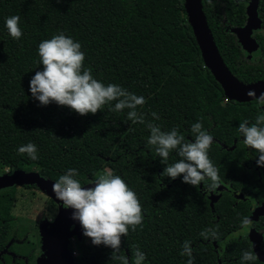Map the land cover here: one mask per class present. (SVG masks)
I'll list each match as a JSON object with an SVG mask.
<instances>
[{
    "label": "trees",
    "instance_id": "16d2710c",
    "mask_svg": "<svg viewBox=\"0 0 264 264\" xmlns=\"http://www.w3.org/2000/svg\"><path fill=\"white\" fill-rule=\"evenodd\" d=\"M234 2L201 0L227 68L243 83L256 82L264 76L260 70L264 66L259 65L264 64V35L255 34L262 41V57L253 62L236 33L222 27L224 19L231 26L236 22L237 16L230 13ZM13 14L20 17L19 39L3 27L4 17ZM58 31L81 42L83 64L97 79L144 96L137 111L144 112L146 121L156 111L160 119L155 123L164 129L179 125L190 139L189 125L200 120L214 137L208 155L218 168L219 183H231L250 198L264 199L263 187L242 185L257 180L244 165L245 152L252 149L237 131L239 122H254L259 111L245 102L225 100L201 57L183 0H0V174L5 169L37 171L53 181L67 167H75L85 183L108 169L135 191L143 227L121 234L118 253L103 244L75 243L71 248L78 251V264H120L112 258L117 255L133 264L136 247L146 253L142 264H186L187 257L179 254L185 239L191 241L193 264H217V258L221 264H240L241 250L250 245L228 230L247 216V201L234 204L230 192L223 191L211 209L207 191H202L209 180L200 184V190L199 185L182 182L179 175L160 176L165 165L146 143L148 129L128 120L127 109L114 112L104 105L81 115L54 102L39 105L31 96L28 81L41 67L36 45ZM28 141L36 144L38 160L16 152ZM175 159L170 153L169 162ZM15 201L12 188L0 191L1 244L9 235ZM217 225L215 240L199 236L206 226ZM254 264L260 263L256 259Z\"/></svg>",
    "mask_w": 264,
    "mask_h": 264
},
{
    "label": "clouds",
    "instance_id": "9594fccd",
    "mask_svg": "<svg viewBox=\"0 0 264 264\" xmlns=\"http://www.w3.org/2000/svg\"><path fill=\"white\" fill-rule=\"evenodd\" d=\"M19 21L20 17L15 14L4 17L3 27L13 39L22 35ZM36 52L39 57L37 65L41 67L31 75L28 91L39 105L54 102L81 115L95 113L104 105L114 112L127 109L128 120L144 124L148 129L146 143L153 147L160 162L165 165L160 176L173 179L179 175L182 182L193 186L207 179L210 181L208 189L217 187L218 168L208 155L214 137L200 120L189 125L190 139L178 130L179 125L164 129L155 123L160 119L156 111L150 113L153 119L146 121L144 112L137 111V106L145 103L144 96L129 91L119 83H105L97 79L91 68L83 64L85 53L81 42L63 31L40 40ZM246 95L254 96L257 103L264 106V91L257 96L254 89H248ZM237 131L243 144L254 150L255 164L264 167V108H260L254 122H239ZM140 151L144 152L143 149ZM16 152L25 154L32 161L39 159L37 146L32 141L18 145ZM172 152L177 159L169 162ZM83 184L89 186L82 187ZM51 190L63 207L72 209L71 218L78 222L82 235L90 238L93 245L103 244L118 253L121 234L127 236L130 228L143 227L144 217L135 191L112 170L91 175L85 183H81L78 169L67 167L53 180ZM45 215L48 220L53 219ZM240 223L248 224L249 218L242 216ZM217 228L218 225L206 226L199 236L215 240L218 237ZM192 251L191 241L183 240L179 254L187 257L186 264H193ZM145 257L146 253L136 247L133 264H142ZM112 258L119 260L120 264H129L124 255ZM256 259L257 255L250 248L241 250L240 264H254Z\"/></svg>",
    "mask_w": 264,
    "mask_h": 264
},
{
    "label": "flooded vegetation",
    "instance_id": "af4514ba",
    "mask_svg": "<svg viewBox=\"0 0 264 264\" xmlns=\"http://www.w3.org/2000/svg\"><path fill=\"white\" fill-rule=\"evenodd\" d=\"M234 1H235L233 3L234 7H230V13L235 14V16H237L235 18L236 22L231 26V25L225 24L226 23L225 19L222 20L223 30H231L232 32L234 29H238L246 25L249 19V14L247 12V3L251 2L252 0H234ZM252 7L253 5L250 4L249 9ZM253 8L255 12V18L254 19L251 18V19H253L254 21L255 29L253 32H251L250 36L254 40L255 45H257V46H254L253 51L254 49H256V47L257 49L254 51L252 56H250V52L244 47H243V50L246 53L247 57L252 59L253 62H256L258 61L259 58L262 57L261 55L262 53L261 42L262 41L257 40L255 37V34L264 35L263 33L264 32V0H257L255 7ZM222 21H220L221 24H222ZM215 23L217 24V21ZM259 65L264 66V64L260 61H259ZM260 70H264L263 67ZM261 74H264V72H262ZM259 80H264V76L263 78ZM225 100H230V99L225 97ZM236 102H239V101H236ZM242 102L251 104L250 107L256 111H259L261 107L264 108V106H261L260 104L257 103V100L255 97L247 101H242ZM254 154L255 153L253 150H249V149L246 150L245 152L246 162H244V165L247 170H252L253 172H255L257 181L254 183H244L242 185L251 186V187L261 186L264 188V167H261L255 164L256 156ZM12 170L13 169H5L3 172H9ZM218 186L221 187L220 194L223 191L230 192V194L235 199L234 204L237 203L236 200L247 201V204H248L247 217L248 218L251 216L255 208L260 207L261 205L264 204V199L258 200L255 198H250L247 196V194H244L243 191L239 187L237 188L233 187L231 183H226V184L219 183L217 187ZM217 187L215 189H208V187H206L205 189L202 190V191H205V190L207 191L206 196L209 201H211L209 199V195L215 194ZM6 188H12L14 190L15 196L16 194H18V192L20 191L23 192L24 190H27V189L39 190L40 192H42L35 185H13L11 187H6ZM6 188H1L0 191ZM198 188L201 190L202 188L201 185H199ZM17 189H19L20 191L17 192ZM42 193L46 196V198L44 199L45 206L42 211L43 214L40 215V217L37 218L36 220H32L31 217L25 218L23 220L22 215H20L21 216L20 218H17V216H12L11 210H10V214H11L10 218H12L11 228H10L9 235L7 236L6 240L2 244L0 243V264H43L42 262L47 259V254L50 252L51 248L49 249L46 245L44 246L43 244L42 237L40 234L41 226H43V229L46 232L48 231V233L54 232L55 229H60L63 223L60 225L61 222L58 219V215L60 214V212H62V210L64 211V213H66L67 208L63 207L60 201L55 200L52 197H49L44 192ZM237 193H241V195ZM22 197L23 195H21V198ZM45 213L49 216H52L53 219L48 220ZM26 221H29L30 223H32V225H30L31 227H28V225H24ZM74 222L75 221L74 220L71 221L69 217L68 222H66V224L64 223L63 228L58 230L57 234L60 235V237L63 236L64 228H66L67 231L75 230L74 232L76 233H73L71 236L67 238V247H65V249L68 250L70 256L72 257L73 264H78L76 262L78 251H76L75 249L71 247L77 242L90 243V238L83 236L81 233V228L79 224H74ZM249 223L246 225H242L240 223L238 226H234L233 224H231L230 225L231 229L228 230L229 235H234L235 237H238V238L245 237L247 239L248 244L250 245L251 250L253 251V245H252V241L249 238V234L250 232L254 231L259 236L258 247L262 255L264 256V210H263V213L257 215V218L255 220L249 221ZM25 226L27 228L26 230H25ZM18 232H20L21 235H18ZM29 232L31 233L30 235H29ZM24 244H26L25 248L22 247V245ZM214 246L216 248L215 243H214ZM59 247L60 246H58L57 248L59 249ZM54 249L57 251L56 247H54ZM257 261L260 264H264V262L260 260L258 257H257ZM217 264H221L220 258H217Z\"/></svg>",
    "mask_w": 264,
    "mask_h": 264
},
{
    "label": "water",
    "instance_id": "95a60500",
    "mask_svg": "<svg viewBox=\"0 0 264 264\" xmlns=\"http://www.w3.org/2000/svg\"><path fill=\"white\" fill-rule=\"evenodd\" d=\"M257 0H252L247 3V12L249 14V19L244 27L234 29L233 32L236 33L239 38L242 46L250 52V56L253 55L254 51L257 49L253 48L255 45L254 40L250 37L251 32L254 31V21L255 12L254 8ZM250 4L253 5L252 8L249 9ZM183 7L185 10V14L187 17V22L190 25L197 46L200 50L201 57L204 61L205 66L208 68L214 79L219 83L222 88L223 94L226 98L235 101H247L249 99L254 98L246 95L248 89H254L255 94L258 96L261 91H264V80H258L256 82L251 83H243L239 81L227 68L224 63L217 46L214 42L212 32L207 24L206 16L204 14L201 0H183ZM253 18V19H251ZM264 33V32H263ZM53 181L49 179L43 178L37 171H23L21 169H13L9 172H4L0 174V189L11 187L13 185H35L42 192H44L49 197L57 200L51 190V184ZM89 185L85 184L82 187H87ZM221 187H217L216 193L213 195H209L210 206L213 209V200H216L220 196ZM240 194L241 193H237ZM238 197V195H237ZM66 213L62 210L58 215V219L61 222L66 224L68 222V218H71L70 214L72 209L67 208ZM264 204L260 207L255 208L251 216L249 217V221H253L257 218L258 214L263 213ZM74 224H78L77 221ZM250 224V223H249ZM59 225V226H60ZM63 225L60 229L63 228ZM55 229L54 232L48 233L41 226V237L44 246L46 245L50 252L47 254V259L42 260L43 264H73L72 257L70 256L68 250L65 249L67 247V238L71 236L75 230L67 231L66 228L63 230V236L57 234L58 230ZM249 238L252 241L253 251L257 255V257L264 262V256L262 255L259 247L258 240L259 236L257 233L250 232ZM58 246L59 249L57 248ZM56 247L57 251L54 249ZM55 251V252H54Z\"/></svg>",
    "mask_w": 264,
    "mask_h": 264
},
{
    "label": "rangeland",
    "instance_id": "374dc122",
    "mask_svg": "<svg viewBox=\"0 0 264 264\" xmlns=\"http://www.w3.org/2000/svg\"><path fill=\"white\" fill-rule=\"evenodd\" d=\"M20 191L17 189V192ZM21 195L23 197L21 198ZM46 196L40 192L39 190H24L23 192H18L16 194V201L13 205V208L11 209V214L12 216H17V218H20L22 215L23 220L25 218L31 217L32 220H36L37 218L40 217V215L43 214V208H44V199ZM31 205V206H29ZM24 225H28V227H31L32 223L29 221H26ZM25 226V230H26ZM31 233L29 232V235ZM18 235H21L20 232H18ZM26 244L22 245L23 248H25Z\"/></svg>",
    "mask_w": 264,
    "mask_h": 264
}]
</instances>
